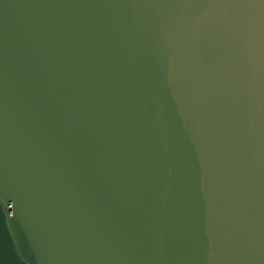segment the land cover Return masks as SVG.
I'll return each mask as SVG.
<instances>
[{
	"label": "water",
	"instance_id": "obj_1",
	"mask_svg": "<svg viewBox=\"0 0 264 264\" xmlns=\"http://www.w3.org/2000/svg\"><path fill=\"white\" fill-rule=\"evenodd\" d=\"M0 264H264V0H0Z\"/></svg>",
	"mask_w": 264,
	"mask_h": 264
}]
</instances>
